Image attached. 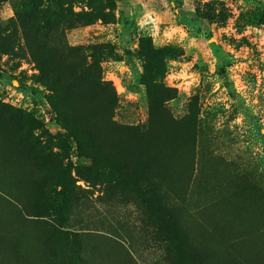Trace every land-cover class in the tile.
Wrapping results in <instances>:
<instances>
[{
	"label": "rangeland",
	"instance_id": "1",
	"mask_svg": "<svg viewBox=\"0 0 264 264\" xmlns=\"http://www.w3.org/2000/svg\"><path fill=\"white\" fill-rule=\"evenodd\" d=\"M196 7L201 13L224 11L227 17L211 21L198 16ZM58 11L67 23L52 39L84 46L88 62L99 55L94 64L118 96V122L144 127L148 98L157 92L170 95L165 105L174 117L193 120L197 165L189 210L234 197L236 204L222 214L247 233L246 246L256 242L252 235L264 246V0H0V102L37 119L41 141L57 154L51 174L68 172V190L77 197L69 196L60 214L68 234L55 230L41 238L38 263L42 255L54 259L52 264L86 263L85 252L94 244L110 248L116 258L126 248L137 263L198 260V253L190 255L185 247L179 212L161 210L141 184L119 186L102 197L101 186L77 175L89 160L69 143L22 29ZM94 13L104 18L88 24L70 20ZM206 156L213 159L207 163L211 177L203 178L198 160ZM56 218L47 215L50 225Z\"/></svg>",
	"mask_w": 264,
	"mask_h": 264
},
{
	"label": "trees",
	"instance_id": "2",
	"mask_svg": "<svg viewBox=\"0 0 264 264\" xmlns=\"http://www.w3.org/2000/svg\"><path fill=\"white\" fill-rule=\"evenodd\" d=\"M196 13L211 21L222 22L227 17L214 9L201 13L196 7ZM103 16L76 14L69 18L88 24ZM63 23L67 21L58 11L49 20L24 23L22 29L27 52L39 71V80L51 90L49 103L69 143L89 160L77 175L90 186H101L102 197L112 196L119 186L127 190L141 184L161 210H177L185 247L190 255L198 253L197 261L180 264H264L262 238L252 235L256 242L246 246L247 233L222 214L236 204L234 197L219 198L194 211L187 206L197 165L193 120L174 117L165 105L170 95L157 92L148 98L144 127L118 122L114 118L118 96L94 64L99 55L88 62L82 54L84 46L52 39L66 27ZM40 128L31 113L0 102V264H52L54 259L43 255L38 263L41 238L45 240L55 230L68 234L62 231L60 214L68 197H74L68 190L72 179L66 171L51 174L58 158L41 141ZM212 160L209 156L198 160L203 178L211 177L207 163ZM169 200L180 206H162ZM212 210L219 213L213 215ZM49 213L57 217L53 225L47 219ZM89 248L86 263L80 264H147L137 263L126 248L120 258L110 248L98 249L95 244Z\"/></svg>",
	"mask_w": 264,
	"mask_h": 264
}]
</instances>
